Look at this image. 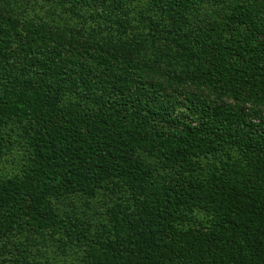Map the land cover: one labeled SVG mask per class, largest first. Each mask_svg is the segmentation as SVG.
<instances>
[{
    "label": "trees",
    "instance_id": "1",
    "mask_svg": "<svg viewBox=\"0 0 264 264\" xmlns=\"http://www.w3.org/2000/svg\"><path fill=\"white\" fill-rule=\"evenodd\" d=\"M0 264H264V0H0Z\"/></svg>",
    "mask_w": 264,
    "mask_h": 264
}]
</instances>
